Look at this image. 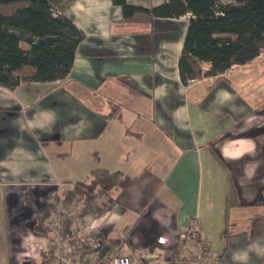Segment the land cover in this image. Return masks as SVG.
Here are the masks:
<instances>
[{
  "label": "crops",
  "instance_id": "1",
  "mask_svg": "<svg viewBox=\"0 0 264 264\" xmlns=\"http://www.w3.org/2000/svg\"><path fill=\"white\" fill-rule=\"evenodd\" d=\"M48 2L82 39L65 78L0 85V264L40 262L43 207L94 169L133 179L89 199L99 254L124 242L133 264H169L193 226L216 264H264V49L183 82L191 14L127 22L112 0Z\"/></svg>",
  "mask_w": 264,
  "mask_h": 264
},
{
  "label": "trees",
  "instance_id": "2",
  "mask_svg": "<svg viewBox=\"0 0 264 264\" xmlns=\"http://www.w3.org/2000/svg\"><path fill=\"white\" fill-rule=\"evenodd\" d=\"M112 3L121 7L122 20L127 22L191 14L178 60L183 82L221 75L232 65L251 62L264 49V0H167L152 8L126 0ZM81 39L82 32L66 15L55 13L48 0H0V85L12 89L24 82L65 78ZM132 181L119 171L94 169L88 182H75L65 197L108 196L112 189H125ZM41 231L46 229L39 220L35 232ZM188 231L196 232L193 226ZM46 261L42 252L38 264Z\"/></svg>",
  "mask_w": 264,
  "mask_h": 264
},
{
  "label": "built area",
  "instance_id": "3",
  "mask_svg": "<svg viewBox=\"0 0 264 264\" xmlns=\"http://www.w3.org/2000/svg\"><path fill=\"white\" fill-rule=\"evenodd\" d=\"M195 81L196 78L187 79L189 83ZM45 209L40 221L46 232L40 233L46 239V264H133L124 242L119 243L111 255L99 254L102 243L99 236L82 226L92 206L80 194L66 198L65 191L60 189ZM180 244L167 259L169 264H216L204 235L186 231ZM153 264H162V261Z\"/></svg>",
  "mask_w": 264,
  "mask_h": 264
},
{
  "label": "rangeland",
  "instance_id": "4",
  "mask_svg": "<svg viewBox=\"0 0 264 264\" xmlns=\"http://www.w3.org/2000/svg\"><path fill=\"white\" fill-rule=\"evenodd\" d=\"M22 45H23V43H22ZM24 46L25 45H23V47ZM156 247L157 248H155L153 252H146V253L143 252L141 255L140 254H137L138 259H141V260H144V261L146 260V261L150 262L153 257H156L158 255V253H163L164 250H162L161 248H159V246H156ZM106 249H107L106 246H104L103 250L104 251H107Z\"/></svg>",
  "mask_w": 264,
  "mask_h": 264
},
{
  "label": "water",
  "instance_id": "5",
  "mask_svg": "<svg viewBox=\"0 0 264 264\" xmlns=\"http://www.w3.org/2000/svg\"><path fill=\"white\" fill-rule=\"evenodd\" d=\"M23 264H31V262L26 260V261L23 262Z\"/></svg>",
  "mask_w": 264,
  "mask_h": 264
}]
</instances>
